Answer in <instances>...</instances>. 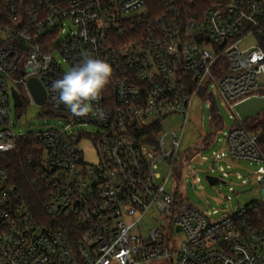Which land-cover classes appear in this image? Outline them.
<instances>
[{
  "label": "built area",
  "instance_id": "2783aa9c",
  "mask_svg": "<svg viewBox=\"0 0 264 264\" xmlns=\"http://www.w3.org/2000/svg\"><path fill=\"white\" fill-rule=\"evenodd\" d=\"M249 35L256 43L241 48ZM89 54L113 75L93 112L74 117L51 84L65 74L58 56L72 67ZM29 79L61 124L15 133L6 126L11 91L15 107L37 104ZM263 84L264 0H0V152L16 151L20 139L40 147L27 160L44 214L32 216L0 166V264H264V224L252 219L264 199L214 219L216 209L167 186L193 97L218 95L232 110ZM171 116L181 127L164 125ZM230 117L205 175L222 180L244 159L264 181L256 135ZM82 141L92 143L94 163L84 161ZM146 220L155 225L143 231ZM174 233L183 238L172 250Z\"/></svg>",
  "mask_w": 264,
  "mask_h": 264
},
{
  "label": "rangeland",
  "instance_id": "374dc122",
  "mask_svg": "<svg viewBox=\"0 0 264 264\" xmlns=\"http://www.w3.org/2000/svg\"><path fill=\"white\" fill-rule=\"evenodd\" d=\"M140 10V12L145 11L144 8ZM254 43H256L255 37L249 35L241 41L240 47H248ZM58 58L66 72L70 66L60 56ZM253 92L255 95L238 100L232 110L218 95H215L212 99L207 96H194L189 105L188 119L182 130L180 145L182 153L194 149L207 136L209 143L202 149L195 150H199L198 156L190 158L188 161L183 162L179 168L173 169L174 178L168 179L167 186L170 188L177 186L183 192V195L188 198L191 205L202 211L211 214V211L216 209L218 213L211 215L214 219L236 207H249L253 202L264 199V181H257L255 178V170L258 167L255 162L250 164L244 159L232 161V167L228 169V176L222 179L224 183L217 182L211 185L204 177L206 173L210 172L211 151L225 145L223 135L235 123L234 118L230 115L235 113L240 120H243L244 124H253L264 119V101L258 95L264 93V84ZM212 111L218 114L222 127L212 123ZM254 117L257 118L252 120ZM182 122L181 117L171 116L165 120L164 125L168 124L171 128L178 129L181 127ZM58 124H61V121L58 122V118L48 114L41 105L23 103L22 106L15 107L12 100L10 101V112L6 126L10 127L15 133ZM87 128L94 127L90 124L87 125ZM80 149L83 152L85 162H95L96 154L91 142L82 141ZM201 156L206 158L202 159ZM154 171L159 173L158 179L161 181L165 176L164 167L159 164ZM212 174L219 175L217 171ZM197 176L200 177V181H196ZM241 180H244V182H241ZM154 225L155 223L152 221L146 220L141 230L145 231V228ZM182 238L181 233H174V236L170 238V248L172 250L177 249ZM164 262H168V259Z\"/></svg>",
  "mask_w": 264,
  "mask_h": 264
},
{
  "label": "trees",
  "instance_id": "16d2710c",
  "mask_svg": "<svg viewBox=\"0 0 264 264\" xmlns=\"http://www.w3.org/2000/svg\"><path fill=\"white\" fill-rule=\"evenodd\" d=\"M256 118L257 117H254L252 120ZM211 120L214 125L222 127L219 116L215 111H212ZM243 125L249 132L256 135L258 148L264 152V119L254 122L253 124H244L243 122ZM208 143L209 139L207 136L202 139L194 149H189L188 152L181 153L177 161V168L182 165L183 157L197 149H202L204 146H207ZM16 145V151L0 152V166L7 172L6 183L14 187L21 200L27 204L33 217L37 219L42 218L44 217L42 194L38 188L31 183L33 171L27 160L28 155H34V153L40 150V147L26 139L18 140ZM252 219L259 225L264 224V206H259L252 212ZM72 227V224L68 225V233ZM68 238L72 239L73 237Z\"/></svg>",
  "mask_w": 264,
  "mask_h": 264
},
{
  "label": "clouds",
  "instance_id": "9594fccd",
  "mask_svg": "<svg viewBox=\"0 0 264 264\" xmlns=\"http://www.w3.org/2000/svg\"><path fill=\"white\" fill-rule=\"evenodd\" d=\"M113 69L105 60L86 55L82 61L70 67L65 74L52 81L56 103L63 104L74 117H87L93 112L94 103L101 99L111 81ZM105 119L103 111L96 112Z\"/></svg>",
  "mask_w": 264,
  "mask_h": 264
},
{
  "label": "water",
  "instance_id": "95a60500",
  "mask_svg": "<svg viewBox=\"0 0 264 264\" xmlns=\"http://www.w3.org/2000/svg\"><path fill=\"white\" fill-rule=\"evenodd\" d=\"M27 85H28V88H29L32 96L34 97L36 103L38 105H41L44 102V98H45L44 90L41 87V85L35 79H29L27 81ZM11 96L13 99V106H19L21 104V101H20L19 97L17 96V94L14 90L11 91ZM204 177H205L206 181L211 185L214 183H217V182L224 183L223 180H219L215 176L205 175Z\"/></svg>",
  "mask_w": 264,
  "mask_h": 264
},
{
  "label": "crops",
  "instance_id": "0c3cea01",
  "mask_svg": "<svg viewBox=\"0 0 264 264\" xmlns=\"http://www.w3.org/2000/svg\"><path fill=\"white\" fill-rule=\"evenodd\" d=\"M262 94H264V93H262ZM251 96H252V95H251ZM251 96H250V97H251ZM259 96H260V95H259ZM260 97H261V96H260ZM262 99H263V98H262ZM263 101H264V99H263Z\"/></svg>",
  "mask_w": 264,
  "mask_h": 264
}]
</instances>
